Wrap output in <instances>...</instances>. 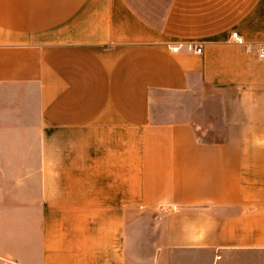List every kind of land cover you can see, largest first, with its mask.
Returning a JSON list of instances; mask_svg holds the SVG:
<instances>
[{"label":"crops","instance_id":"crops-1","mask_svg":"<svg viewBox=\"0 0 264 264\" xmlns=\"http://www.w3.org/2000/svg\"><path fill=\"white\" fill-rule=\"evenodd\" d=\"M262 44L264 0H0V264H264Z\"/></svg>","mask_w":264,"mask_h":264},{"label":"built area","instance_id":"built-area-1","mask_svg":"<svg viewBox=\"0 0 264 264\" xmlns=\"http://www.w3.org/2000/svg\"><path fill=\"white\" fill-rule=\"evenodd\" d=\"M230 37L233 40H235L236 42L240 43V44L244 42L243 39H242V37L236 31H232L230 33ZM171 49L173 51H177L178 47H171ZM194 50L197 53H200L201 52V48L199 46H196ZM258 58H260V59H263L264 58V44H262V45L259 46V49H258Z\"/></svg>","mask_w":264,"mask_h":264}]
</instances>
